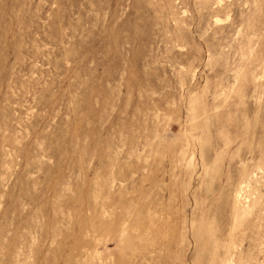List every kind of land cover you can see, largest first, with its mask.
Wrapping results in <instances>:
<instances>
[{"label":"rangeland","instance_id":"1","mask_svg":"<svg viewBox=\"0 0 264 264\" xmlns=\"http://www.w3.org/2000/svg\"><path fill=\"white\" fill-rule=\"evenodd\" d=\"M0 264H264V0H0Z\"/></svg>","mask_w":264,"mask_h":264}]
</instances>
